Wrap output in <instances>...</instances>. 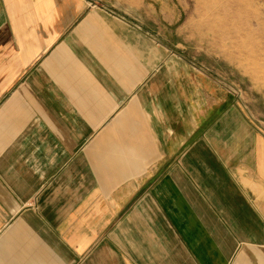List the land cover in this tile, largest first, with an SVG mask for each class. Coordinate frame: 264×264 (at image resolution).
<instances>
[{"label":"crops","instance_id":"obj_1","mask_svg":"<svg viewBox=\"0 0 264 264\" xmlns=\"http://www.w3.org/2000/svg\"><path fill=\"white\" fill-rule=\"evenodd\" d=\"M176 12L0 0V264H264V131Z\"/></svg>","mask_w":264,"mask_h":264},{"label":"rangeland","instance_id":"obj_2","mask_svg":"<svg viewBox=\"0 0 264 264\" xmlns=\"http://www.w3.org/2000/svg\"><path fill=\"white\" fill-rule=\"evenodd\" d=\"M168 1L177 20L162 21L160 40L202 66L264 131V0Z\"/></svg>","mask_w":264,"mask_h":264}]
</instances>
